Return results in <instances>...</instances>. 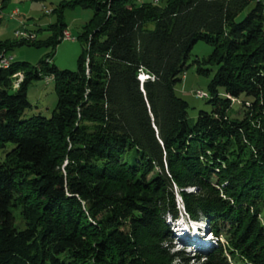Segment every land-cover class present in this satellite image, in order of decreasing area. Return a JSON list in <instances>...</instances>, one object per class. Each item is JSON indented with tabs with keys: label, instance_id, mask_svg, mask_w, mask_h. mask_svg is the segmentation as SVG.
<instances>
[{
	"label": "trees",
	"instance_id": "16d2710c",
	"mask_svg": "<svg viewBox=\"0 0 264 264\" xmlns=\"http://www.w3.org/2000/svg\"><path fill=\"white\" fill-rule=\"evenodd\" d=\"M75 5L93 9L76 70L48 56L0 68V148L13 144L0 161V264L184 262L167 244L176 194L216 237L202 264H264L263 1L64 0L50 11L49 36L0 40V55L55 46L63 8ZM198 40L212 46L191 62L212 71V108L190 124L175 84ZM42 72L54 79L56 104L49 116L23 117L27 85Z\"/></svg>",
	"mask_w": 264,
	"mask_h": 264
},
{
	"label": "rangeland",
	"instance_id": "374dc122",
	"mask_svg": "<svg viewBox=\"0 0 264 264\" xmlns=\"http://www.w3.org/2000/svg\"><path fill=\"white\" fill-rule=\"evenodd\" d=\"M64 0H0V40L24 38L33 40L34 38L45 39L50 35L51 30L47 26L56 20V12H50ZM159 4H163L165 0H153ZM17 9L18 13L12 15V10ZM249 6L239 13L237 19L245 15ZM93 14V9L82 7L80 5L64 6L63 20L66 23L63 31L62 39L55 46L48 44L31 45L18 44L6 53L11 55L15 60H26L31 64H37L41 58L48 56L49 63H54L59 68L71 70L77 69V59L81 50L82 40L78 39L82 25L89 20ZM264 25V16H263ZM25 31L23 35H16L15 31ZM68 34V35H67ZM32 35V36H30ZM67 35V36H66ZM212 51V46L202 40L195 42L189 52L187 64L189 66L182 73V78L175 84V92L188 102V121L190 124L196 120L200 109L210 110L212 105L207 101V97H199L196 90L208 92L207 84L212 75V71L208 75L198 73L196 66L191 64L192 60L199 56L206 57ZM50 54V55H48ZM12 61V60H11ZM209 67H215L210 66ZM21 74V76H20ZM23 77L22 71L14 74L12 85L17 83ZM141 78V76H139ZM143 80V79H141ZM244 95H240L236 99L233 98L232 109L230 115H237L239 112L241 100ZM27 99L31 102V106L27 107L23 113V117H27L34 113H41L49 116L56 104V92L54 88V79L50 74L44 72L38 78H32L27 85ZM13 144L7 142L4 147L0 148V161L4 158L5 153ZM177 196V202L180 207V214L175 219L168 220L170 229V245L172 251H182L185 261H176L177 264H202L203 252L206 248L211 249L216 243L215 235L208 229L205 221L190 219L183 211L181 199ZM15 213V224L19 227L24 225L19 211L13 209ZM264 219V212L261 213ZM187 230V231H186ZM190 234L188 243L181 238L185 237V233ZM223 240V238H220ZM185 242V243H184ZM205 248H202V247ZM212 246V247H211Z\"/></svg>",
	"mask_w": 264,
	"mask_h": 264
},
{
	"label": "built area",
	"instance_id": "2783aa9c",
	"mask_svg": "<svg viewBox=\"0 0 264 264\" xmlns=\"http://www.w3.org/2000/svg\"><path fill=\"white\" fill-rule=\"evenodd\" d=\"M263 1V3H264V0H262ZM18 13V11H17V9L15 8V9H13L12 10V15H15V14H17ZM25 31H21V30H16L15 31V33H16V35H18V36H20V35H23V34H25L24 33ZM68 35V34H67ZM66 35V36H67ZM30 36H32V35H30ZM12 58V56L11 55H8V53H2L1 55H0V68H1V62L3 61V60H5V59H11ZM20 76H21V74H20ZM140 76H149L148 74H140ZM22 79V78H21ZM20 81V80H19ZM18 81V82H19ZM18 82L17 83H15L14 85H13V87H16L17 85H18ZM196 94L199 96V97H205V96H207V93L205 92V91H203V90H196Z\"/></svg>",
	"mask_w": 264,
	"mask_h": 264
},
{
	"label": "bare ground",
	"instance_id": "6f19581e",
	"mask_svg": "<svg viewBox=\"0 0 264 264\" xmlns=\"http://www.w3.org/2000/svg\"><path fill=\"white\" fill-rule=\"evenodd\" d=\"M12 59H13V58L3 60V61L1 62V68H5V67H7V66L10 64V62H11ZM146 77H149V76H141V79H144V78H146ZM186 231H187V230H186ZM188 240H189L190 242H192V238H191V240H190V235H189V233L187 234V232H186V233H185L184 240H182V241H186V242L188 243ZM184 243H185V242H184ZM211 247H212V246H211ZM202 248H205V247L203 246ZM208 250H209L208 248L205 249V251H208Z\"/></svg>",
	"mask_w": 264,
	"mask_h": 264
},
{
	"label": "water",
	"instance_id": "95a60500",
	"mask_svg": "<svg viewBox=\"0 0 264 264\" xmlns=\"http://www.w3.org/2000/svg\"><path fill=\"white\" fill-rule=\"evenodd\" d=\"M140 78V77H139ZM141 79V78H140Z\"/></svg>",
	"mask_w": 264,
	"mask_h": 264
}]
</instances>
